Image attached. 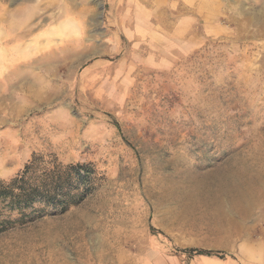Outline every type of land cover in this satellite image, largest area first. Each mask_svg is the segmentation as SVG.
<instances>
[{
  "label": "rangeland",
  "instance_id": "obj_1",
  "mask_svg": "<svg viewBox=\"0 0 264 264\" xmlns=\"http://www.w3.org/2000/svg\"><path fill=\"white\" fill-rule=\"evenodd\" d=\"M115 1L110 15L109 0H0L20 23L82 26L0 88V180L37 155L81 194L22 214L0 203L15 220L0 264L216 262L188 248L258 260L264 0Z\"/></svg>",
  "mask_w": 264,
  "mask_h": 264
},
{
  "label": "crops",
  "instance_id": "obj_2",
  "mask_svg": "<svg viewBox=\"0 0 264 264\" xmlns=\"http://www.w3.org/2000/svg\"><path fill=\"white\" fill-rule=\"evenodd\" d=\"M123 1V10L125 4L129 5L130 0ZM187 8L195 6V0H183ZM115 0H109L107 8L108 14H115L118 7L115 6ZM0 2V88L5 87L6 80L18 78V71L21 64L30 62L35 58L43 59L48 56L53 49L54 42L57 46L65 45L69 38L80 39L77 32L82 31L80 23H50L43 22L42 19L38 22L37 14L30 12L26 15L25 22H19V7L11 4V6L1 8ZM199 4L209 8L211 0H202ZM24 9V8H23ZM27 9V8H26ZM118 11V10H117ZM123 12V13H124ZM194 14L193 12H191ZM201 14H207L208 11H201ZM15 16V17H13ZM71 30V31H70ZM78 30V31H77ZM70 31V32H69ZM5 84V85H4ZM1 93V91H0ZM202 258L212 259L203 264H264V255L260 254L258 260H252L249 257L237 259L233 256L228 257H213L199 255Z\"/></svg>",
  "mask_w": 264,
  "mask_h": 264
},
{
  "label": "trees",
  "instance_id": "obj_3",
  "mask_svg": "<svg viewBox=\"0 0 264 264\" xmlns=\"http://www.w3.org/2000/svg\"><path fill=\"white\" fill-rule=\"evenodd\" d=\"M58 169H60L58 166L53 169L45 167L42 158L34 155L21 172L9 180H0V203L10 209L16 208L18 209V214H22L25 211V207L37 200H42L44 205L53 203L54 207L61 204L62 208L65 207L62 203H68L70 200L77 201L78 198L76 197H80L81 194H78V192L70 194L69 188L61 186L62 178L61 173L57 171ZM79 169V165H67L64 167V171L69 173L73 171L76 174L79 173ZM59 195H63L64 200H61L62 198ZM14 221L9 216H3L0 219V231L7 229ZM183 252L190 255L224 257L223 253L208 249L188 248L183 250Z\"/></svg>",
  "mask_w": 264,
  "mask_h": 264
}]
</instances>
